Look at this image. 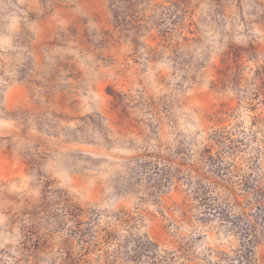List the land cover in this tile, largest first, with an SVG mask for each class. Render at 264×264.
I'll return each instance as SVG.
<instances>
[{"label": "rangeland", "instance_id": "rangeland-1", "mask_svg": "<svg viewBox=\"0 0 264 264\" xmlns=\"http://www.w3.org/2000/svg\"><path fill=\"white\" fill-rule=\"evenodd\" d=\"M0 264H264V0H0Z\"/></svg>", "mask_w": 264, "mask_h": 264}]
</instances>
